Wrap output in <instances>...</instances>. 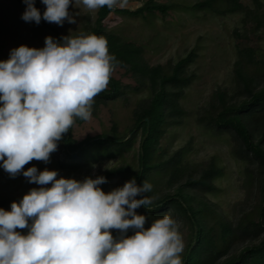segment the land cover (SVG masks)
I'll use <instances>...</instances> for the list:
<instances>
[{
  "label": "clouds",
  "instance_id": "9594fccd",
  "mask_svg": "<svg viewBox=\"0 0 264 264\" xmlns=\"http://www.w3.org/2000/svg\"><path fill=\"white\" fill-rule=\"evenodd\" d=\"M74 2L94 11L123 8L128 0ZM24 3L26 22H76L68 11L73 0H42L43 17L35 0ZM118 63L106 38L95 34L64 36L62 42L49 36L43 48L11 50L9 59L0 61L3 169L15 177L33 160L48 163L77 119H92L95 97L107 89ZM23 175L40 187L13 202L10 211L0 208V264H183L179 223L165 214L145 228L146 217L136 212L154 203L155 197L143 195L152 190L148 181L138 186L133 178L105 193L99 187L106 183L103 176L57 178V171L35 166ZM129 229L135 234L126 235Z\"/></svg>",
  "mask_w": 264,
  "mask_h": 264
},
{
  "label": "trees",
  "instance_id": "16d2710c",
  "mask_svg": "<svg viewBox=\"0 0 264 264\" xmlns=\"http://www.w3.org/2000/svg\"><path fill=\"white\" fill-rule=\"evenodd\" d=\"M254 1L255 9L245 7L240 0H196L186 8L215 14L243 12L245 17L255 22L254 29L264 28V8H260L262 3L259 0ZM16 2L27 7L24 0ZM35 7L43 17L46 7L40 10L36 2ZM174 7L175 3L146 0L135 9L109 10L103 7L96 10L94 22L86 27L85 34L105 37L110 54H114L119 62L117 67L124 68L134 78L136 85L132 90H146L148 97L137 103L132 112V124L125 131H120L117 123L113 122L106 132L76 140L71 128L58 142L57 148L63 157L56 161V165L61 169H77L88 153L100 152L106 158H118L119 162L93 179L103 176L108 183L125 172L126 181L135 178L138 186L148 181L152 190L143 195L155 197L154 203L151 209L141 205L136 212L146 217L145 228H150L154 220L165 214L185 220L189 234L182 253L183 264H264V54L258 53L253 46L237 43L232 91L217 89L205 113L197 118L215 133L229 134L235 156L254 167L259 193L256 219L233 222L205 196L216 191L215 180L223 174L214 157L194 172L183 161L185 147L168 155L161 146L167 129L181 124L186 114L180 100L196 77L188 71L197 57L195 49L167 66L150 65L144 58L141 45L123 40L105 27V20L111 12L128 16L155 12L165 15ZM39 24L53 30L58 41L62 42L63 37L47 21L42 18ZM234 33L237 35L236 30ZM126 88L118 79L111 77L107 89L95 97L92 114L95 115L100 106L109 101L126 99ZM82 122L77 119L76 124ZM137 136L136 166L133 167L120 158L133 148ZM156 175L163 180V188L157 191L153 184ZM141 198V195L136 197ZM3 204L0 201V208ZM209 218L215 222L211 224ZM239 243L245 244L238 246Z\"/></svg>",
  "mask_w": 264,
  "mask_h": 264
},
{
  "label": "rangeland",
  "instance_id": "374dc122",
  "mask_svg": "<svg viewBox=\"0 0 264 264\" xmlns=\"http://www.w3.org/2000/svg\"><path fill=\"white\" fill-rule=\"evenodd\" d=\"M146 0H128L123 8L135 9ZM161 3H175L176 7L168 10L165 15L159 12L145 16H128L111 12L105 20L106 30L120 36L123 40L134 42L143 47L144 58L150 65L172 64L189 50L195 49L197 57L189 65L188 71L195 74L191 85L186 88L180 102L186 114L181 124L171 126L161 139V146L168 155L175 150L185 147L183 161L194 172H197L209 159L214 157L223 174L215 180L216 191L206 193L205 196L216 204L217 210L230 221L245 222L248 218L256 219L259 203V193L254 167L247 161L239 159L233 152L234 143L229 134H218L206 128L197 118L205 113L212 95L217 89H233V63L236 60V44L253 46L258 53L264 54V28L254 29L250 17L243 12L215 14L209 11L191 10L186 8L196 0H156ZM245 7L255 9L254 0H240ZM260 8H264V0ZM40 10L46 5L42 0H35ZM116 8H121L117 6ZM26 7L19 5L16 0H0V59H9L11 50L26 45L30 48H43L45 38L53 37L58 41L56 33L22 19ZM69 14L75 23L64 21L63 25L49 23L50 26L64 37H76L86 33V27L91 26L96 17V10H88L82 3L74 2L69 6ZM243 18H246L243 20ZM254 29V31L252 30ZM237 31V35L234 33ZM112 77L126 85V99L119 98L101 105L89 122H82L72 127L74 139L81 140L85 136L97 135L110 129L116 122L120 131L127 130L132 124V112L137 103L148 97L146 90L135 92L136 85L130 73L122 67H117ZM108 87V86H107ZM2 106V105H0ZM138 144L126 152L120 161L129 162L136 166V150ZM63 157L57 150L50 155L48 163L33 160L24 166L23 171L35 166L38 171L45 169L57 171V178H72L83 181L85 178H95L110 166L118 163V158H106L100 152L88 153L80 162L77 169H61L56 161ZM0 161V201L1 208L11 210V204L22 200L32 188L40 185L30 183L23 175V171L12 177L2 167ZM93 165L96 167L94 168ZM127 173L113 178L108 183L99 185L105 192L121 188L127 182ZM163 180L157 175L154 179L156 191L163 188ZM51 187V184L47 185ZM179 225L185 245L188 239V224L182 217L170 215ZM213 224L214 219L209 218ZM26 235L27 229H17ZM129 229L126 235H134ZM112 235L118 237V230H112ZM245 243H239L238 246Z\"/></svg>",
  "mask_w": 264,
  "mask_h": 264
}]
</instances>
